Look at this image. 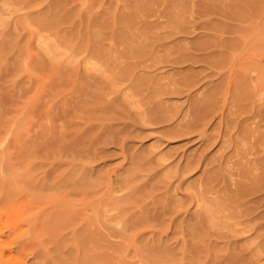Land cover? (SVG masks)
<instances>
[{
  "label": "rangeland",
  "instance_id": "rangeland-1",
  "mask_svg": "<svg viewBox=\"0 0 264 264\" xmlns=\"http://www.w3.org/2000/svg\"><path fill=\"white\" fill-rule=\"evenodd\" d=\"M251 1L0 0V264H264Z\"/></svg>",
  "mask_w": 264,
  "mask_h": 264
},
{
  "label": "bare ground",
  "instance_id": "bare-ground-1",
  "mask_svg": "<svg viewBox=\"0 0 264 264\" xmlns=\"http://www.w3.org/2000/svg\"><path fill=\"white\" fill-rule=\"evenodd\" d=\"M250 1H251V0H250ZM256 1H257V0H256ZM145 2H146V1H145ZM236 2H237V1H236ZM236 2H235V3H236ZM246 2H247V1H246ZM251 2H252V1H251ZM251 2H249V3H251ZM254 2H255V1H254ZM239 3L242 4V2H239ZM255 4H256V3H255ZM136 5H137V4H136ZM236 5H237V4H236ZM242 5H243V4H242ZM250 5H251V4H250ZM260 5H261V4H260ZM243 6H244V5H243ZM252 6H254V5H252ZM252 6H251V7H252ZM240 7H241V6H240ZM251 7H250V8H251ZM233 9H234V6H233ZM251 10H253V8H252ZM235 11H236V10H235ZM259 15H260V14H259ZM256 16H257V15H256ZM238 19H239V18H238ZM255 27H256V26H255ZM262 33H263V32H262ZM262 33L259 32V34H261V35H262ZM257 34H258V33H257ZM259 34H258V35H259Z\"/></svg>",
  "mask_w": 264,
  "mask_h": 264
}]
</instances>
